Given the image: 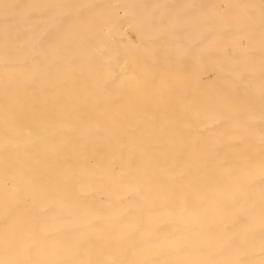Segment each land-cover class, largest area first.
<instances>
[{"label":"bare ground","instance_id":"1","mask_svg":"<svg viewBox=\"0 0 264 264\" xmlns=\"http://www.w3.org/2000/svg\"><path fill=\"white\" fill-rule=\"evenodd\" d=\"M0 264H264V0H0Z\"/></svg>","mask_w":264,"mask_h":264}]
</instances>
